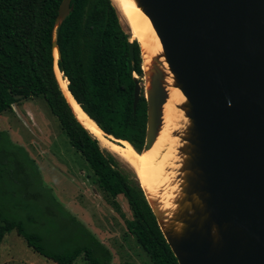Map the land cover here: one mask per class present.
<instances>
[{
	"label": "water",
	"instance_id": "95a60500",
	"mask_svg": "<svg viewBox=\"0 0 264 264\" xmlns=\"http://www.w3.org/2000/svg\"><path fill=\"white\" fill-rule=\"evenodd\" d=\"M133 1L162 48L143 70L142 152L155 143L168 98L161 57L185 97L175 208L165 216L148 201L157 225L178 264H264V0ZM70 3L62 0L57 26ZM140 93L135 79L134 111Z\"/></svg>",
	"mask_w": 264,
	"mask_h": 264
},
{
	"label": "trees",
	"instance_id": "16d2710c",
	"mask_svg": "<svg viewBox=\"0 0 264 264\" xmlns=\"http://www.w3.org/2000/svg\"><path fill=\"white\" fill-rule=\"evenodd\" d=\"M62 0H0V114L11 111L17 99H43L57 118L69 146L85 162L92 182L118 211L123 196L132 212L127 229L152 264H178L166 243L142 186L118 169L117 160L78 122L56 78L54 65L83 112L107 136L126 141L142 153L146 135V100L140 93L133 110L134 75L144 77L141 46L121 24L112 0H71V11L58 26ZM54 43L60 58L55 60ZM0 145L9 148L12 161L26 163L33 183L49 199L54 212L66 217L62 225L37 229L14 212L6 213L4 169L0 167V243L11 232L28 248L55 264H110L107 248L72 215L65 212L42 183L37 164L8 133L0 131ZM10 197V196H9ZM64 220V219H63ZM30 221V222H29ZM59 227H65L62 235Z\"/></svg>",
	"mask_w": 264,
	"mask_h": 264
},
{
	"label": "rangeland",
	"instance_id": "374dc122",
	"mask_svg": "<svg viewBox=\"0 0 264 264\" xmlns=\"http://www.w3.org/2000/svg\"><path fill=\"white\" fill-rule=\"evenodd\" d=\"M112 2L117 8L123 28L131 33L118 4L114 0ZM135 40L142 47L141 40ZM142 65L144 71L149 70V62L143 57ZM134 78L145 96L148 86L146 79L137 75ZM0 131L7 132L12 144L22 147L35 161L44 187L52 192L65 212L74 216L107 248L111 254L110 264H152L135 237L128 232L127 221L133 217L126 199L123 196L116 198L119 206L117 211L111 200L92 182L85 162L69 146L59 121L43 99H17L11 111L0 114ZM111 139L106 135V141H114ZM98 143L103 150L112 153L100 141ZM112 155L117 160L121 173L128 180L139 183L134 171ZM0 167L4 169L3 187L6 199L2 203L6 213L14 212L22 220L28 218L31 221L30 228L35 224L37 229L44 231L50 226L58 228L66 221V217L58 213L56 215L52 207L47 206L50 201L34 185L26 163L20 159L12 161L9 158V148L3 145H0ZM64 228L59 227L61 239L65 237L62 235L65 233ZM0 264L55 263L28 248L23 239L13 231L5 235L0 243ZM74 264L87 262L80 257Z\"/></svg>",
	"mask_w": 264,
	"mask_h": 264
},
{
	"label": "bare ground",
	"instance_id": "6f19581e",
	"mask_svg": "<svg viewBox=\"0 0 264 264\" xmlns=\"http://www.w3.org/2000/svg\"><path fill=\"white\" fill-rule=\"evenodd\" d=\"M114 1L118 4V9L130 27L132 38L141 40L142 57L149 62L151 67L153 58L161 54L162 48L149 19L137 8L133 0ZM54 55L57 60L56 51H54ZM160 61L167 74L168 98L163 106L162 125L155 143L150 150L142 153L135 151L127 142L106 141V135L83 112L70 94L67 81L62 77L56 62L54 70L60 89L78 122L91 136L104 144L103 146L107 147L112 152L111 154H114L134 171L147 200L156 201L159 208L165 212V216H170L171 211L175 208L174 201L178 194V176L182 160L179 154L182 141L174 135L185 129L187 119L179 108L180 104L185 101V97L178 88L172 86V75L163 57L160 58Z\"/></svg>",
	"mask_w": 264,
	"mask_h": 264
}]
</instances>
